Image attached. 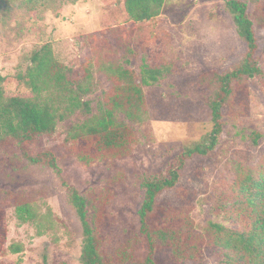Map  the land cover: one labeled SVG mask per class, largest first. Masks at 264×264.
Returning <instances> with one entry per match:
<instances>
[{"label":"rangeland","instance_id":"obj_1","mask_svg":"<svg viewBox=\"0 0 264 264\" xmlns=\"http://www.w3.org/2000/svg\"><path fill=\"white\" fill-rule=\"evenodd\" d=\"M242 1L249 12L254 10L251 0ZM254 23L264 71V28L255 18ZM47 42L57 61L77 70L87 68L96 90L110 85L99 69V57L126 56L137 71L145 61L162 72L158 82L143 87L147 114L137 126L138 143L129 156H84L81 141L67 132L71 120L58 123L51 136L36 144L55 153L66 182L97 206L95 227L103 258L110 264H139L147 254L138 215L141 183L176 166L183 148L202 142L210 132L209 76L238 64L246 45L223 0H165L159 16L135 24L126 20L120 6L101 0H49L35 9L25 7L24 0H0V75L8 77L7 92L30 95L11 77L25 67L36 46ZM233 87L222 109L224 125L217 146L204 157L187 160L176 187L157 201L187 215L196 234L216 219L215 209L225 202L237 167L264 160V78ZM253 133L261 136L257 146L251 142ZM19 201L30 203L40 222L19 223ZM0 211L6 224L0 264H80L83 233L66 188L53 171L30 165L11 145L0 150ZM10 245L20 247V252L11 253ZM123 250L132 255L125 263L117 259ZM201 252L195 261H176L170 249L162 248L154 261L223 264L218 249L203 245Z\"/></svg>","mask_w":264,"mask_h":264},{"label":"trees","instance_id":"obj_2","mask_svg":"<svg viewBox=\"0 0 264 264\" xmlns=\"http://www.w3.org/2000/svg\"><path fill=\"white\" fill-rule=\"evenodd\" d=\"M47 1L24 0L25 7L30 9L42 7ZM101 2L120 6L126 20L135 24L159 16L165 0ZM223 2L246 45V53L233 68L209 76L212 127L202 142L185 146L177 165L168 168L166 173L142 181L143 201L138 215L140 232L147 241V254L139 264H155L154 254L162 248L170 249L176 261H195L201 257L203 245L218 249L223 264H264V160L255 166L237 167L227 186L225 202L215 209L216 219L208 221L201 234L194 232L193 223L181 210L164 208L157 202L163 192L176 187L187 160L204 157L217 146L224 125L222 109L233 94V85L264 78L254 28V18L264 28V0H251L252 12L245 1ZM99 58V69L110 83L108 88L100 86L99 90L93 88L92 74L87 68L77 70L57 61L50 42L36 46L29 53L25 67L11 77L29 91L28 97L7 92L8 77L0 75V150L7 145L16 147L27 163L50 169L66 188L83 233L80 264H110L100 253L95 227L97 206L66 182L55 153L36 144L43 136H51L58 123L71 120L67 132L71 138L81 141L84 156L95 159L129 156L138 143L137 126L147 114L143 87L154 85L162 76L161 70L151 68L145 61L137 71L132 59L126 56L124 59ZM260 138V134L253 133L252 144L257 146ZM15 216L19 223L40 222L36 209L26 201L16 204ZM5 237L6 224L0 211V254ZM8 249L13 254L21 250L14 245ZM131 258L127 250L117 257L121 263Z\"/></svg>","mask_w":264,"mask_h":264}]
</instances>
